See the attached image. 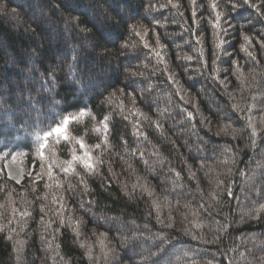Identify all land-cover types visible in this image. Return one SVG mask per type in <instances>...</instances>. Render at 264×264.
<instances>
[{"label": "trees", "instance_id": "obj_1", "mask_svg": "<svg viewBox=\"0 0 264 264\" xmlns=\"http://www.w3.org/2000/svg\"><path fill=\"white\" fill-rule=\"evenodd\" d=\"M262 42L264 0H0V264H264Z\"/></svg>", "mask_w": 264, "mask_h": 264}, {"label": "snow or ice", "instance_id": "obj_2", "mask_svg": "<svg viewBox=\"0 0 264 264\" xmlns=\"http://www.w3.org/2000/svg\"><path fill=\"white\" fill-rule=\"evenodd\" d=\"M172 0H169V3H171ZM193 3H195V0H192ZM245 3H249V0H245ZM173 7H179L178 4H173ZM214 8L216 7V4L213 3L212 5ZM252 7H255V5H250ZM233 7H235V5H233ZM193 15H195V13H193ZM217 20H219V14L217 15ZM134 32L137 33V35H140V32L137 31L136 26H133L132 29ZM245 40L248 41L249 38L245 37ZM145 46L147 47L148 45L145 44ZM261 46L264 47V42L261 43ZM217 47H219V45H217ZM157 55H159V53H157ZM249 55H251V53H249ZM188 59H191V57H187ZM110 102V101H109ZM234 107H238L236 105H234ZM87 115L85 112L81 111L80 113L73 115V116H69V117H65L64 120L61 122V124H59L57 127H55L54 129H52L50 132L45 134L44 137V142H41L37 148V154L38 156L43 159L44 158V150L47 148L49 151H53V147L50 146L47 143V137L53 135V133H55V135L57 136L58 140L57 142H59L60 139H63L65 141H68L72 144H78L82 150V152L80 154H77L76 149L72 148L70 150L71 152V159L67 160L64 162L65 166H62V171H64L65 173H75L76 169L74 167V163L75 162H79L83 165V167L86 169V171H88L89 173L93 172L95 170L96 165H98L99 163H101V159L100 156H95L93 157L92 153H91V148L85 143V137L84 136H72L71 133L68 131V125L70 121H74V122H80L82 120V118ZM141 115H143V113H141ZM95 119V118H93ZM108 120V117H104V119L102 121L99 122L100 127H95L93 128L94 132H101L103 131L104 133L107 132L108 130V125L106 123V121ZM261 123L264 124V118H262ZM251 130H252V135L255 136L257 133V128L251 123L249 122V124L247 125ZM230 125L225 126V128L223 129V131L227 132L228 129L230 128ZM233 134H235V129L232 130ZM101 143L104 144L105 148H107L108 146V141H107V136L103 135L101 136ZM101 143H98L96 145H93L91 147L94 148H100L101 147ZM129 168H131V165H129ZM134 171V170H133ZM47 175L50 179L53 178V173L51 171V167H49L48 171H47ZM137 179L139 180L140 178L137 177ZM83 182V180L81 181ZM17 183H19V180H17ZM35 183V182H34ZM57 187L60 186V182L57 180L55 181ZM138 185L137 184H133V188H136ZM46 188H50L51 185L46 184L45 185ZM139 187L143 188L146 192H148L149 195H152L150 189L144 185V184H140ZM230 191V190H229ZM53 202H57V197L56 195H53L52 197ZM63 200V197H60V201ZM154 206H158L156 205V203L154 202ZM61 207H63V204H61ZM262 209H264V205L261 206ZM13 213L17 212V209L12 208ZM21 216H29L30 213L28 211H21L18 213ZM157 219L159 220V217H157ZM169 220H171V217H169ZM64 220L63 218L61 219V223H63ZM161 223H163V221H160ZM9 223H11V221H9ZM169 227H171L172 225L169 224ZM0 230H3L2 228H0ZM75 230V229H74ZM10 238V237H9ZM105 238V234L101 233L100 234V243L103 244V240ZM82 247H84V245H81Z\"/></svg>", "mask_w": 264, "mask_h": 264}, {"label": "rangeland", "instance_id": "obj_3", "mask_svg": "<svg viewBox=\"0 0 264 264\" xmlns=\"http://www.w3.org/2000/svg\"><path fill=\"white\" fill-rule=\"evenodd\" d=\"M3 167L6 171L7 176L16 182L17 180H19L20 182L25 175V169L22 159L20 160L16 158V159L6 160L3 163Z\"/></svg>", "mask_w": 264, "mask_h": 264}]
</instances>
